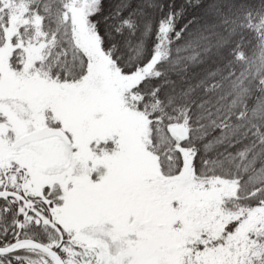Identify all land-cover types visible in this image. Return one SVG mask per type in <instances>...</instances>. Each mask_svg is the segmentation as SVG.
I'll return each instance as SVG.
<instances>
[{
  "label": "snow or ice",
  "instance_id": "1",
  "mask_svg": "<svg viewBox=\"0 0 264 264\" xmlns=\"http://www.w3.org/2000/svg\"><path fill=\"white\" fill-rule=\"evenodd\" d=\"M0 264H264V0H0Z\"/></svg>",
  "mask_w": 264,
  "mask_h": 264
}]
</instances>
